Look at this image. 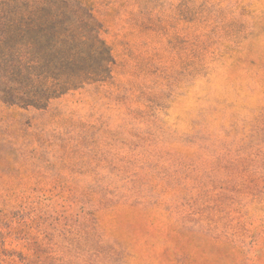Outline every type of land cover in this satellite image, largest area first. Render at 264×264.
Instances as JSON below:
<instances>
[{
  "label": "rangeland",
  "instance_id": "1",
  "mask_svg": "<svg viewBox=\"0 0 264 264\" xmlns=\"http://www.w3.org/2000/svg\"><path fill=\"white\" fill-rule=\"evenodd\" d=\"M41 9L111 61L35 105ZM0 264H264V0H0Z\"/></svg>",
  "mask_w": 264,
  "mask_h": 264
},
{
  "label": "trees",
  "instance_id": "2",
  "mask_svg": "<svg viewBox=\"0 0 264 264\" xmlns=\"http://www.w3.org/2000/svg\"><path fill=\"white\" fill-rule=\"evenodd\" d=\"M51 15V16H50ZM69 19L62 15H52L46 9L38 11V15L27 20L24 28H19L17 31V44L20 50L27 49L30 51L34 47H39L48 56L42 61L35 60H10L5 61L2 65L6 72H10L12 68V77L19 80L20 83H25L28 91L34 98L38 97V102H31L35 105H40L49 102L50 99L58 97L71 89L78 88L86 81H97L106 78L110 73L108 67L111 59L110 50L106 48L104 41L99 39V34L94 35V29L88 23H84L82 28L90 29L91 37L87 36L85 41H77L75 34L71 30ZM68 40L62 39V34ZM7 35V31L4 30ZM14 34L5 38L4 44H8ZM89 42L98 44L100 56L95 62H91L90 58L83 56L76 49L80 45H86ZM90 56V55H89ZM98 63V65H95ZM41 79V80H40ZM42 89H36V87ZM33 98V99H34Z\"/></svg>",
  "mask_w": 264,
  "mask_h": 264
}]
</instances>
